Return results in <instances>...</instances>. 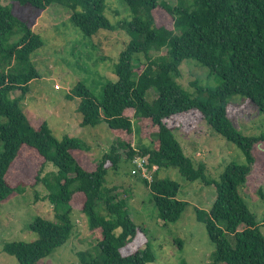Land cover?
<instances>
[{"label": "trees", "instance_id": "obj_1", "mask_svg": "<svg viewBox=\"0 0 264 264\" xmlns=\"http://www.w3.org/2000/svg\"><path fill=\"white\" fill-rule=\"evenodd\" d=\"M12 1L6 6L0 0V205L14 193L42 185L47 191L44 200L50 202L55 216L54 220L35 218L30 229L37 240L9 243L3 251L20 264H38L67 243L73 231L71 214L79 210L88 217L90 229L102 233L97 255L79 252L80 264L154 263L156 254L149 240L144 249L123 254L139 231L146 230L134 223L127 199L118 198L106 186L109 171L118 170L123 161L132 164L134 158L145 157L148 168L157 166V170L152 181L137 177L151 192L164 224L176 223L188 205L178 198L177 182L159 177L161 170L175 169L190 182L216 189L211 209H196L197 220L205 225L216 248L213 264H264V233L241 194L256 163L254 148L264 143V133L245 136L228 115L229 101L236 95L264 114V0H177L176 5L164 0H119L129 14L117 25L104 14L109 0ZM17 4L37 11L58 5L70 14L71 25L91 38L118 28L130 35L114 68L116 81L103 87L101 98L83 82L66 96L79 101L82 127L106 124L116 138L117 146L98 162L86 155L90 147L84 140L69 135L59 139L47 123L39 127L30 123L23 103L30 83L40 79L31 56L44 47V41L32 23L14 14L12 7ZM160 12L170 17L172 28L158 24ZM163 50L165 56L151 57ZM139 56L145 59L143 67L135 65L141 62ZM187 60L210 69L220 78V86L200 89L197 96L183 90L175 79ZM150 90L156 96L152 102L147 99ZM187 115L201 117L215 133L235 144L245 164L227 167L218 181L209 179L203 166L195 168L174 133L189 122V118L181 121ZM24 150L42 162L31 185H13L9 176ZM49 164L55 170L45 173ZM262 188L258 192L264 198ZM77 201L79 207L74 205ZM174 242L182 248L181 240Z\"/></svg>", "mask_w": 264, "mask_h": 264}, {"label": "rangeland", "instance_id": "obj_2", "mask_svg": "<svg viewBox=\"0 0 264 264\" xmlns=\"http://www.w3.org/2000/svg\"><path fill=\"white\" fill-rule=\"evenodd\" d=\"M1 1L6 6L13 4L12 0ZM164 1L171 5L177 3V0ZM12 10L32 23V29L44 41V47L31 56L40 79L30 83V92L23 103L30 123L34 127L47 123L59 139L69 135L84 140L90 147L86 155L92 162H98L110 152L112 146H117L116 138L106 124L82 127V119L77 112L79 101L67 100L66 96L77 83L83 82L101 98L103 87L110 81H116L114 68L120 53L130 41V35L118 28L111 32L101 31L92 38L85 36L71 25L70 14L58 5H52L46 11H37L17 4ZM104 14L112 24L117 25L126 20L129 11L119 0H109ZM158 24L172 28V21L164 12L158 13ZM165 55V50L151 53L155 59ZM139 58L141 62L135 65L143 67L145 59L142 56ZM175 80L193 96H197L200 89H216L221 84L219 77L194 60L181 64L179 77ZM18 95L15 93L13 96ZM155 98L154 90H150L147 99L152 102ZM229 102L228 115L233 118L234 126L241 134L257 136L264 133V114L255 105L240 95L233 96ZM190 115L181 120L185 122L189 118V122H185L174 133L183 153L193 161L195 168L203 166L205 175L218 181L227 167L245 164V156L235 144L215 133L201 117L196 115L191 118ZM135 134L138 140V134ZM119 153L126 158L124 151L120 149ZM254 156L256 163L248 186L242 189L241 194L257 216L264 233V198L258 192L263 187L264 194V143L255 146ZM41 162L32 151L24 150L13 166L9 180L13 185L19 182L31 185ZM132 166L130 162L123 161L118 170L109 171L106 183L107 187L114 189L113 194L118 195V198L127 199L128 211L134 223L146 230V233L139 231L137 238L122 251L123 254L129 255L144 249L149 240L156 254V261L152 264H213L216 248L205 225L197 220L196 209H211L216 198L215 187L205 186L200 181L190 182L175 169L161 170L159 177L177 182L180 185L178 198L188 203L176 223L164 224L151 192L132 173ZM52 170L55 168L49 164L45 173ZM46 193L42 185L27 187L1 203L0 264H20L16 257L5 253L3 248L13 242L31 243L37 240V234L30 229L36 217L54 220L53 207L48 200H44ZM80 203L77 201L74 205L79 207ZM71 222L73 231L67 243L38 264H80L77 256L79 252L91 251L97 255L101 231L91 230L88 217L79 210L72 212ZM175 240L183 242L182 248Z\"/></svg>", "mask_w": 264, "mask_h": 264}, {"label": "built area", "instance_id": "obj_3", "mask_svg": "<svg viewBox=\"0 0 264 264\" xmlns=\"http://www.w3.org/2000/svg\"><path fill=\"white\" fill-rule=\"evenodd\" d=\"M132 173L135 175H140L141 177L152 181L153 173L157 170V166H153L150 170L149 160L145 157H136L132 160Z\"/></svg>", "mask_w": 264, "mask_h": 264}]
</instances>
